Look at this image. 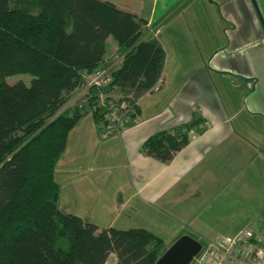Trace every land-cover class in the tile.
<instances>
[{
	"label": "crops",
	"instance_id": "1",
	"mask_svg": "<svg viewBox=\"0 0 264 264\" xmlns=\"http://www.w3.org/2000/svg\"><path fill=\"white\" fill-rule=\"evenodd\" d=\"M102 1L144 20L141 38L161 44L160 87L137 98V115L119 135L103 136L93 118H79L84 126L76 138L69 131L55 164L59 209L99 229L144 228L163 243L165 232L172 243L183 234L208 242L206 233L231 237L264 221V16L257 0ZM116 48L108 37L103 60ZM197 116L203 125L188 131L170 161L141 152L151 135ZM115 261L110 253L105 264Z\"/></svg>",
	"mask_w": 264,
	"mask_h": 264
},
{
	"label": "trees",
	"instance_id": "2",
	"mask_svg": "<svg viewBox=\"0 0 264 264\" xmlns=\"http://www.w3.org/2000/svg\"><path fill=\"white\" fill-rule=\"evenodd\" d=\"M144 20L102 0H0V264H156L163 240L144 228L99 229L58 207L55 164L85 110L59 112L96 69L112 37L124 53L108 89L133 98L161 77L165 53L141 38ZM29 74L28 84L6 77ZM92 98L89 104H92ZM138 111V107H137ZM102 129V110H90ZM197 116L148 137L141 152L168 162L202 123Z\"/></svg>",
	"mask_w": 264,
	"mask_h": 264
},
{
	"label": "built area",
	"instance_id": "3",
	"mask_svg": "<svg viewBox=\"0 0 264 264\" xmlns=\"http://www.w3.org/2000/svg\"><path fill=\"white\" fill-rule=\"evenodd\" d=\"M123 55L116 48L110 58L104 59L92 72L82 71L81 84L76 89L78 92L74 99H80L82 103L77 104L80 108L85 103L89 110L103 111L107 122L101 129L103 136L119 135L127 122L137 115L138 99L131 95L115 97L111 94L115 91L108 89L112 81L111 72L122 61ZM110 59L112 61L107 63ZM159 87L160 80L153 85V90ZM189 264H264V221L251 222L231 237L220 236L201 244V249Z\"/></svg>",
	"mask_w": 264,
	"mask_h": 264
},
{
	"label": "rangeland",
	"instance_id": "4",
	"mask_svg": "<svg viewBox=\"0 0 264 264\" xmlns=\"http://www.w3.org/2000/svg\"><path fill=\"white\" fill-rule=\"evenodd\" d=\"M250 1V0H249ZM257 2H258V5H259V8L261 9V11H262V15L264 16V12H263V10H262V7H260V4H261V2L259 1V0H257ZM130 3H134V0H133V2H130ZM136 3H138V2H136ZM250 3L251 4H253L254 2H253V0H251L250 1ZM126 4V3H125ZM254 5V4H253ZM255 6V5H254ZM256 9V8H255ZM254 12H256L255 10H254ZM261 30H262V32H264V25L263 24H261ZM113 50L114 49H109V50H107V53H109L108 54V58H110V56H111V53L113 52ZM112 61V59H110L107 63H110ZM121 63V61L119 62V63H117L115 66H114V68H116L119 64ZM30 79H31V76L29 75V74H24V73H21V74H14V75H10V76H7L6 77V82L7 83H9V84H12V83H14V82H17V81H19V80H21V81H23V82H25L26 84H28L29 83V81H30ZM155 85V84H154ZM77 89V88H76ZM74 90L72 93H71V95L68 97V100L62 105V107L59 109V111H64V110H70V109H72L75 105H77V104H79V103H82L81 101H80V99L78 98V101L77 100H75L74 98H76V94H77V92H78V90ZM154 90H153V86L150 88V89H148L147 91H144L142 94H145V93H147V92H153ZM112 94V96H115V97H126V96H124V95H122L120 92H118V91H115V92H112L111 93ZM131 94H128L127 96H130ZM138 98V97H137ZM136 98V99H137ZM74 99V100H73ZM73 100V101H72ZM82 109L83 110H85V116H83V120L82 121H84V119H86V120H89V119H91L92 120V115H91V112H90V110L88 109V107H87V104H85V103H83L82 104ZM85 117V118H84ZM85 120V121H86ZM82 121L79 119V121L75 124V126L70 130V135H72V137L73 138H76V134L79 132L80 133V131H81V128L84 126V124H81L82 123ZM203 125V122L202 123H199L198 125H197V127L198 128H200L199 127V125ZM98 149H101L100 147L98 148ZM95 153H98L97 152V150H96V152ZM95 156V155H94ZM61 157L62 156H60V159H61ZM108 159H109V156H108ZM111 159L112 160H115V157H114V155L111 157ZM117 160H118V157H117ZM108 166V165H107ZM79 172H80V175H81V169L79 170ZM109 175V172H106V173H104L103 174V176L104 177H107ZM118 177H120V175L118 176ZM172 235H171V232H165L164 234H163V239H164V246H165V248H167V247H169L171 244H172V237H171ZM193 238L195 237V238H197V236L196 235H191ZM206 236H208V237H210V239H215V238H218V237H220L219 235H217V236H215V237H213V238H211V235H210V233H206ZM202 245H205V241H199Z\"/></svg>",
	"mask_w": 264,
	"mask_h": 264
},
{
	"label": "water",
	"instance_id": "5",
	"mask_svg": "<svg viewBox=\"0 0 264 264\" xmlns=\"http://www.w3.org/2000/svg\"><path fill=\"white\" fill-rule=\"evenodd\" d=\"M201 249V243L190 235H180L158 257L156 264H189Z\"/></svg>",
	"mask_w": 264,
	"mask_h": 264
}]
</instances>
